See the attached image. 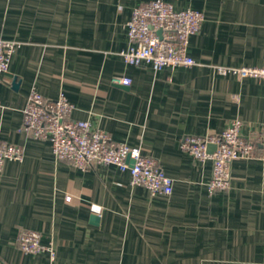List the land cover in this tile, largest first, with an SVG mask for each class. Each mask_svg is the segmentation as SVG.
<instances>
[{"label":"crops","instance_id":"crops-1","mask_svg":"<svg viewBox=\"0 0 264 264\" xmlns=\"http://www.w3.org/2000/svg\"><path fill=\"white\" fill-rule=\"evenodd\" d=\"M147 1L0 0V38L18 42L0 79V140L23 149L0 171V264H264V83L218 71L264 68V0H164L204 20L189 39L195 64L159 70L119 54L132 8ZM31 88L62 92L73 118L156 158L172 192L152 195L111 164L57 160L21 129ZM234 119L254 155L232 163L227 190L209 193L211 161L180 141ZM21 228L38 231L55 258L21 252Z\"/></svg>","mask_w":264,"mask_h":264},{"label":"built area","instance_id":"built-area-1","mask_svg":"<svg viewBox=\"0 0 264 264\" xmlns=\"http://www.w3.org/2000/svg\"><path fill=\"white\" fill-rule=\"evenodd\" d=\"M204 20L198 9H176L164 0H148L134 6L127 20L128 46L119 54L124 62L150 65L154 70L165 66H191L194 59L188 54L191 36L197 34ZM18 42L0 38V79L8 70L10 58ZM222 74L253 77L264 83V68L218 67ZM114 84L129 85L130 78L114 76ZM73 104L61 92L55 98H45L35 88L26 96L22 110L21 129L32 138L47 140L57 160L70 162L81 170L102 164H111L128 171L130 184L146 188L152 195H169L173 180L161 169L156 158L143 154L138 146L114 141L108 132L94 128L88 120L71 116ZM241 121L234 119L218 134L183 136L180 148L195 160L211 161V174L206 187L209 193L227 190L230 186L232 163L254 155L255 142L240 134ZM209 145H214L212 151ZM23 149L0 140V171L5 161H21ZM67 199H70L67 196ZM16 244L23 253L48 252L51 259L55 251L41 242V234L33 229L21 228Z\"/></svg>","mask_w":264,"mask_h":264},{"label":"water","instance_id":"water-1","mask_svg":"<svg viewBox=\"0 0 264 264\" xmlns=\"http://www.w3.org/2000/svg\"><path fill=\"white\" fill-rule=\"evenodd\" d=\"M214 147H215L214 145H209L208 150L212 151L214 149ZM92 219H93V221L96 222L98 220V216H93Z\"/></svg>","mask_w":264,"mask_h":264}]
</instances>
